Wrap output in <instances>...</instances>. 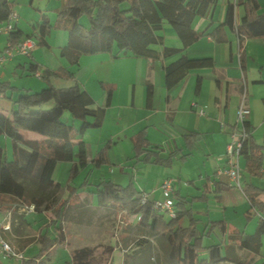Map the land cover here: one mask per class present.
Here are the masks:
<instances>
[{
    "label": "trees",
    "instance_id": "1",
    "mask_svg": "<svg viewBox=\"0 0 264 264\" xmlns=\"http://www.w3.org/2000/svg\"><path fill=\"white\" fill-rule=\"evenodd\" d=\"M32 4L37 0H28ZM61 7L55 8V24L46 13L36 21L37 41L35 45H45V38L52 27L62 28L67 32L66 43L60 49L63 57L77 60L80 56H93L109 53L113 58L120 56L145 57L149 59H169L177 57L163 67L164 86L171 90L181 83L192 70L210 69L214 61L210 57L189 58L184 51L196 42L203 33L192 29L195 17H206L217 0H58ZM11 0H0V26L9 24V16L13 13ZM242 7L243 14L237 15V7ZM85 16L88 26L79 22ZM163 21L174 28L182 47H164L162 51L152 48L161 44L162 37L157 35ZM223 26L229 27L238 41L264 38V7L257 0H234L226 8L225 20L209 33L216 41H221L220 31ZM22 32L11 26L7 33V42L15 45L31 35L21 39ZM115 48V50L113 49ZM30 56V53L27 55ZM28 70L32 75L45 82V87L37 92L24 90L16 98L7 97L10 102L8 110L0 111V140L7 139L11 148L12 159L8 160L5 149L0 145V196L14 202L12 222L18 218L16 206L31 204L35 212L47 211L42 207V198H28L23 180L37 184L43 189H60L58 182L52 179V172L57 162L64 161L66 145L71 136H77L76 162L70 168L72 176L87 164V156L82 137L86 131L98 128L103 122L105 108L110 104L112 89L101 84L105 92L104 107L95 105L92 97L78 84L56 89L48 83L50 77L73 79V74L65 69L53 71L43 70L31 63ZM200 86L197 78L195 91ZM12 87L0 83V94ZM4 96V95H3ZM152 102V86L147 87L146 107ZM51 107L45 108L46 105ZM65 114L69 115L68 119ZM77 123V125L75 124ZM246 136L239 150V158L245 162V171L250 177L261 176L260 169L264 165V147L255 143L248 130L247 120L243 122ZM186 140L191 134L184 136ZM133 149L137 155H143V161L160 163L157 148L151 147L144 131H139L133 140ZM103 161L101 154L92 162L99 165ZM205 190V188H204ZM250 209L259 215L256 232L241 242L248 249L258 246L260 236H264V189L245 185L242 188ZM96 202L101 207H112L117 212L132 217L136 226L143 233L135 241L133 252L127 254L122 264H226L228 256L221 254V245L203 246L202 235H197L192 226L182 227L180 220L189 214L186 200L173 193L175 217L154 210L151 200L141 202L144 192L137 191L132 184L123 187L111 181H100L93 192ZM29 200V201H28ZM18 204V205H17ZM20 206V205H19ZM60 206V205H59ZM3 206L0 205V209ZM55 218L59 220L65 215L62 206L57 208ZM15 210V211H14ZM221 223V224H220ZM222 231V222H213ZM55 238L38 234L41 244L38 253L30 258L22 259L21 264H48L46 257L57 244L65 243V234L61 227ZM147 234V236H146ZM208 235V232L206 233ZM155 237V244L152 242ZM160 251L158 263L151 255L153 248ZM111 255L113 246H86L71 251V264H100L97 250ZM127 252V251H126ZM125 252V253H126ZM205 253V257H203ZM108 260V258H107ZM107 260L104 262L106 264ZM264 264V263H262Z\"/></svg>",
    "mask_w": 264,
    "mask_h": 264
},
{
    "label": "crops",
    "instance_id": "2",
    "mask_svg": "<svg viewBox=\"0 0 264 264\" xmlns=\"http://www.w3.org/2000/svg\"><path fill=\"white\" fill-rule=\"evenodd\" d=\"M11 1L13 2V0ZM223 1V6L221 5L217 18L215 17L217 12L216 6L211 10L208 16L204 17L206 21L205 23H207V29L213 30L225 20L227 5L233 0ZM59 5L60 6L57 8L61 7L62 4L60 3ZM261 7L264 6L261 5ZM239 9L237 7L236 12L237 15L241 16L243 14V9L242 7ZM45 12L47 11L45 10ZM12 22L13 21H9V25H11ZM13 26H16V28L22 32L20 40H23V37L28 33H25L24 29L19 24V20H15ZM32 26L34 29L32 34L35 36L36 27L35 25ZM208 36L210 35L208 34ZM48 37L49 36L45 38V45H37L34 50H31L30 56L16 54L0 65V83L4 82L13 88L9 95H6V92L3 94L4 96L0 95L3 97V101H0V111L4 112L10 108V102L7 97L16 98L24 90L37 92L45 87V82L39 78H35L28 70L31 63L37 64V66L43 70L53 71L57 69H65L72 73L73 79L50 77L48 83L56 89L67 88L76 83L92 97L95 105L99 107H104L105 103V92L102 89L101 84L107 85L112 89V92L110 104L107 107H104L105 115L103 122L100 125L99 130L92 131L82 137L88 162L93 160L91 158L92 145L88 141L89 137H94L96 145L98 146L104 140H108V143L112 144L114 140L124 139L128 136L127 134H129L133 144L136 134L143 130L151 147L157 148V150L161 152H165L168 145L164 142L167 141V138H174L173 144L175 148L180 151H188L186 155H190L193 152L192 148H195L196 144H198L195 143V139L204 134L211 133L214 137H218L215 146L216 150L209 153L214 156L212 158L213 170L211 174L205 173L203 178L199 173V179H202L203 182L198 189L202 193V198H206L207 193L212 191L214 192L216 200L221 202L222 193L229 191V189L234 187L229 186L227 182H224L221 179V176L225 175L221 173V168L226 167V169H228L226 147L230 142V135L240 128L237 122V110L240 93L243 89L242 84L244 85L247 94L246 105L250 110V114L246 119L248 130L255 143L264 147V38L238 41L235 33L229 27L223 26L220 31L221 41L212 39V36H210L211 38L207 37L209 43H214L215 45L220 46H211L210 50L197 49L194 50V53H190L189 49H187V52H185L186 50L184 51L189 58L210 57L214 61V66L210 69H203L202 72L197 70L198 72H193L192 74L189 73L176 87L167 90L164 86L163 67L169 64V60H172L171 62H173L177 57H172L173 59H164L162 57L159 59H149L126 55L113 58L109 53H101L93 56H80L75 60L72 57L66 56L68 63L64 62L61 58L58 66L51 69L49 65H45L43 56L46 55L47 50L56 51L57 49L59 54L61 47L66 43L67 35L66 33H56L54 35V42H51V38L48 39ZM203 37L204 34L199 39H203ZM213 40L216 43L213 42ZM55 44L59 45L55 46ZM158 51L161 52L162 49ZM219 51L221 52L220 57L216 55ZM59 57H61V55ZM154 60H158L159 63L158 61L157 63L154 62ZM82 69H86L88 73L86 77L84 75L85 73H79V75H76V73L80 72ZM18 76L19 79L28 76H33V78L22 80L19 85L15 82V84H13L11 80H15ZM198 77H200V86L198 90L195 91V84ZM96 80H100V85L96 83ZM11 83L13 85H11ZM205 83H207V89L204 88ZM156 84L158 85V89H155ZM149 85L152 86V102L151 107L147 108L146 95L147 87ZM204 93L206 94L205 96ZM231 106L234 107L233 112L230 110ZM200 110L202 111V114H200ZM133 114L137 115L135 120L129 121L127 124L123 123L125 116H131ZM111 116L112 120L108 119L111 118ZM176 119H180L177 129L181 132L180 137H183L184 139L183 144L178 136L177 139L176 136L174 137L168 126H172ZM75 124L77 125V123ZM169 132L170 135H167L166 133ZM188 134H191L192 137L186 140L184 136ZM262 168H264V165H262ZM241 173L240 186L237 188L240 190V193L247 203L245 211L246 217L251 218L254 215L258 216L256 222L257 228L259 215L255 214L250 209L251 207L242 188L249 184L264 189V173L257 177H250L249 175L247 178L244 177L243 174L246 173L244 160ZM163 178L167 179L169 177L164 175L162 178L157 177L156 179H148L147 181H144L156 183L151 185L150 189H144L141 192L146 193L149 200H155L153 195L156 191H160L159 186L163 181ZM253 180H257L258 184H255ZM259 183L262 185H259ZM89 192H93V190H88V194L80 193L76 197H73L71 193V195H69L71 198L70 203L73 204V202L84 201L85 203L79 207H88L90 211L105 216V218V213L107 214L109 211H114L112 207L99 206L96 202L95 196ZM174 192L175 191H173V193ZM181 192L182 185L179 184L177 192L175 193L180 197L186 198V195L182 196ZM69 197H66L65 200ZM187 209L189 210V214H187L189 216L191 215L192 208L190 207ZM0 210L4 215L3 223L0 225V232L6 235L8 233L7 230H2V228L3 226H9L12 222V217L10 216L12 212L11 209L6 210L1 208ZM130 218L132 221L130 225L132 224L133 226H136L134 219L132 217ZM219 221L224 224L222 231L218 225L216 226L219 228L222 236H224L227 233L226 221L220 219L212 221V223ZM192 227L195 228L197 235L205 236L207 233V231H204V233L199 232L196 230L195 226ZM12 229L15 230V222ZM254 234L246 235L245 237L231 236L234 239L233 243L227 247L229 250L225 256H228L230 261L226 264L264 263V256H262L259 263H256L255 259L254 262L244 263L243 258L239 254V252H241L246 254L251 253L255 256L259 255V248L264 236L259 237L258 246L255 249H248L241 245L242 241ZM207 236H209V232ZM66 237L67 235H65V238ZM151 239L155 244V237H152ZM201 240L203 245V238ZM65 243H67V241H65ZM97 245L102 246L108 244L98 243L87 246L91 247ZM55 247L56 245L52 249ZM82 247L86 246L74 249ZM0 253L2 252L0 251Z\"/></svg>",
    "mask_w": 264,
    "mask_h": 264
},
{
    "label": "rangeland",
    "instance_id": "3",
    "mask_svg": "<svg viewBox=\"0 0 264 264\" xmlns=\"http://www.w3.org/2000/svg\"><path fill=\"white\" fill-rule=\"evenodd\" d=\"M258 1L264 6V0ZM223 2V0H217L216 4L213 6V8L216 6L217 9L215 14L216 18L218 17L221 5L223 6ZM60 3L61 2L58 0H37L32 4H29L28 0H13V13L17 15L16 20H19V24L22 26L25 33L31 35L34 32L32 25H35L36 21H38L44 13H46L51 22L55 24V13L52 12V10L60 6ZM239 8H241V6L238 7V9ZM45 10L47 12H45ZM79 22L84 27L88 26L85 16H82ZM205 22L204 17L197 16L191 24L192 29L199 33L202 32L204 37L187 47L190 53H194V50L197 49L210 50L211 46H220L207 41V37L211 38V35L208 36V34L212 32V30L207 29V23ZM14 24L15 21L11 23V26ZM3 28L4 24L0 26V52L4 51L8 44L7 34L2 32ZM56 33H66L67 35V32L62 28L52 27L49 35H47L49 36L48 39L51 38V42H54V35ZM157 35L162 37V43L152 46L155 50H160L164 47L177 49L182 47L181 41L174 28L166 21H163L162 28L157 32ZM30 39L34 43L37 41V38L33 34ZM213 42L215 41L213 40ZM58 45L59 44H55V46ZM36 47L37 45H35L33 50ZM113 49L115 50V48ZM187 49L185 52H187ZM216 55L220 57L221 52H217ZM59 56L60 52L58 54L57 49L56 51L47 50L46 55L43 56L45 65H49L51 69H54L58 66L61 58L64 62L68 63L66 57ZM157 61L158 60H154L156 63ZM171 61L172 60H169L168 62L170 63ZM202 70L200 71L202 72ZM193 72L198 71L192 70L189 73L192 74ZM79 73H85V77L88 75L86 69H82L80 72L76 73V75H79ZM33 76L37 78V76ZM33 76L22 77L21 79H19L18 76L15 80H11V82L19 85L22 80L27 78L31 79ZM12 83L11 85H13ZM96 83L100 85V80H96ZM242 86L243 89L240 93L239 103L242 96H244L245 100L247 97L244 85L242 84ZM204 88L207 89V83H205ZM155 89H158L157 84ZM5 92L6 95H9L11 88H7ZM205 95L206 94L204 93V96ZM0 101H3V97L1 96ZM51 106L52 104H48L45 108ZM230 110L233 112L234 107L231 106ZM68 116V114H65V117L68 118ZM136 117V114L125 116L123 123L127 124L129 121L135 120ZM108 119L112 120V116ZM179 122L180 119H176L172 126H168L174 137L176 136L177 139L178 136L183 144L184 139L183 137H180L181 132L177 129ZM90 130L91 131H86L84 135L99 130V127ZM166 134L170 135V132ZM127 135L128 136L124 139L114 140L112 144H109L108 140H104L98 146L96 145L95 138L89 137L88 141L92 145L91 158L94 159L97 155L101 154L103 161L99 165L89 161L88 164L83 169H80L75 176H72L70 168L72 164L76 162V143L78 137L72 135L70 141L66 145L65 160L57 162L52 172V179L59 183L60 189H43L38 187L35 183L23 180L22 183L28 193L27 199L31 197L42 198L43 202L41 208L47 206V211L35 212V208L31 204H19L20 206L17 204L18 206L15 208H17L19 216L15 221V230L12 229L10 223L6 235L0 232L2 239L9 245L12 253L17 256H6L3 253H0V264H21L22 259H27L36 255L41 246L38 242L37 235L43 234L48 238H55L57 232L60 231L58 227H61L64 234L67 235V243H64L63 245L57 244L54 249H51L46 257V263L71 264L70 253L72 249L81 246L104 243L113 246L114 249L110 256H108L107 253L102 252V249L97 250V258L100 260V264H104L107 258L108 260L106 264H122L125 256L133 252L135 241L141 236V234H143L138 227L133 226L132 224L130 225L132 222L131 218L127 217L124 213L117 212L115 209L114 211H109L107 214L105 213V218V216L90 211L88 207H79L85 203L84 201L73 202V204L70 203L71 198L69 195H71V193L73 197H76L80 193L88 194V190L95 189V185L100 181H111L112 183L123 187L131 183L137 191H142L144 189H150L151 185L156 183L144 182L148 179H156L157 177L162 178L164 175L173 179L174 191L177 192L178 185L181 184V194L182 196L186 195L185 206L187 208H192L191 215L184 216L180 220V225L182 227H187L189 225L195 226L196 230L202 233H204V231L209 232V236L205 235L202 237L203 245L208 246L212 243H220L222 255L227 254V251L229 250L227 247L233 243L234 238L231 236L245 237L246 235H252L255 233L258 216L254 215L251 218L246 217L245 211L247 203L236 184L225 174V171L227 170L226 167L221 168V173L225 174L221 176V179L224 182H227L229 186L234 187L229 189V191L222 193L221 202L216 200L214 192L212 191L207 193L206 198L201 197L202 193L198 187L202 185L203 180L199 179V173L202 175V178L205 173H212V158L214 156L209 153L216 150L215 146L218 137H214L211 133H208L196 138L195 143L198 144H196L195 148H192L193 152L190 155H186L188 151H180L175 148L173 144L174 138H167L168 142H164L168 145L167 150L165 152L158 150L161 159L160 163H153L152 161H143L142 154L137 155V152L133 149L129 134ZM0 145L5 149L7 159L11 160L12 155L9 141L7 139H1ZM239 167L242 172V158L239 160ZM243 176L247 178L248 174L244 173ZM164 179L165 178H163V180ZM253 182L258 184L257 180H253ZM259 185L262 184L259 183ZM153 196L155 201L162 200L159 190L156 191ZM66 197L69 198L65 200ZM0 205L3 206L2 209L12 210L14 202L9 198L0 196ZM59 205L62 206L65 213L60 220L54 217L58 210L57 208L60 207ZM10 216L12 217V213ZM3 217L4 215L0 210V225L3 223ZM220 219H224L227 224V233L224 236H222L217 226L212 227V221ZM239 254L243 258L244 263L254 262V259L256 263H259L262 256H264V238H262L261 241L259 255L255 256L251 253L246 254L241 252H239ZM205 255L206 254L203 253L202 256L205 257ZM151 256L155 258L158 263L160 251L157 247L153 248Z\"/></svg>",
    "mask_w": 264,
    "mask_h": 264
},
{
    "label": "built area",
    "instance_id": "4",
    "mask_svg": "<svg viewBox=\"0 0 264 264\" xmlns=\"http://www.w3.org/2000/svg\"><path fill=\"white\" fill-rule=\"evenodd\" d=\"M17 15L11 13L9 16V21H15ZM11 25L7 24L2 29V32L8 33ZM35 47V43L31 41V39H25L15 45H11L10 43L7 44V47L4 51L0 52V65H2L7 60L11 59L14 55H22L27 56L31 50ZM35 76H39L37 72ZM200 114L202 111L200 110ZM250 114V110L246 105V100L244 96L240 100L238 110H237V122L240 126L239 129L235 130L230 135V142L226 147V155L228 159V169L225 171V174L236 184L239 188L240 186V177H241V170L239 167V150L242 146V142L246 136L245 130L243 128V122L247 119ZM264 173V168L260 170ZM173 182L174 180L171 178H167L163 180L159 186L160 193L162 200L151 202L152 207L154 210L164 213L166 216L170 218L175 217V202L173 198ZM148 199V195L144 194L141 202H145ZM32 207V206H31ZM9 226H3L2 230H8ZM0 251L6 256H17L12 253L11 248L9 245L2 239L0 235Z\"/></svg>",
    "mask_w": 264,
    "mask_h": 264
}]
</instances>
